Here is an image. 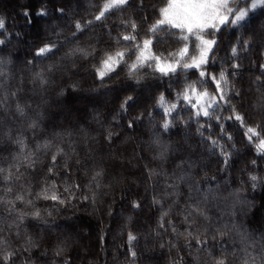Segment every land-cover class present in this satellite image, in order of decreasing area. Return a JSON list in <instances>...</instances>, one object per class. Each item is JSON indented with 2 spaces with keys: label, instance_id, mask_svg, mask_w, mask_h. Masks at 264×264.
Returning a JSON list of instances; mask_svg holds the SVG:
<instances>
[{
  "label": "snow or ice",
  "instance_id": "1",
  "mask_svg": "<svg viewBox=\"0 0 264 264\" xmlns=\"http://www.w3.org/2000/svg\"><path fill=\"white\" fill-rule=\"evenodd\" d=\"M157 2L163 4L164 0ZM91 6L98 11L90 19H76L70 36L61 38V33H56L55 39L46 38L42 46L36 48L25 69L31 73V89L23 87L22 75L19 86H10L16 79L15 65L2 49L11 42L12 34L7 33L6 20L0 16V264H49L50 256V264H73L72 257L66 253L74 235L69 225L57 224L55 216L73 209L80 211L82 205H88L93 212L99 211L103 205L102 196L108 195L103 190L113 187L112 183H104L109 172L114 173L117 168L129 169V166L135 169L139 165L137 157L143 159V148L138 146L131 157H126L118 142L120 145L131 142L145 118L152 126V132L147 141L139 143L155 150L152 159L158 161L160 167L145 164L139 177L132 175V183L138 180L144 183V196L140 197L137 183L134 194L137 198L129 202L130 211L133 214L143 212L144 202L151 193L149 211L155 209L159 215L157 227L150 229L148 235L154 233L163 241L171 231L167 243H159L160 249L168 248L170 264H201L205 254L208 260L203 264H230L229 256L233 257L231 264H264V234L257 236L250 232L240 220L241 216L247 215L250 202L236 194L228 197L213 195L211 187L203 191L202 182L194 180L193 170L200 165L192 158L199 147L201 155L206 152L209 159L215 157L218 163L222 159L220 171H228L238 151L228 129L238 123L244 129L248 144L256 147L248 183L253 191L264 187V177L257 174L259 159H264V63L252 61L253 71L260 70L255 80L250 81L256 85L258 93V102L252 107L260 119L254 126L249 123L246 111L241 110L244 89L236 87L243 74L239 61L244 57L240 53L246 55L253 50L264 56V36L258 37L250 27L257 10L264 11V0H167V6L159 8L155 3L149 7L148 0H103L101 5L92 3ZM65 11L64 7L56 9L61 17ZM149 11L153 15L158 12L159 16L145 31ZM128 12L132 15L125 16ZM116 13L121 14L122 30L113 35L114 28L106 22ZM139 13H144L142 19ZM24 15L31 23L30 13L26 10ZM36 16L47 18L46 6L37 11ZM97 28L99 35H95ZM90 30L93 35L88 37L89 44H79L80 37ZM225 31L234 33L236 39L230 45L231 56L218 57L220 35ZM260 31L264 32V28ZM245 32L251 33L247 39ZM105 35L109 37L108 41L104 40ZM257 42L259 48L255 47ZM173 44L181 46L169 50ZM68 45L75 46L58 56ZM102 45L105 46L101 48ZM165 45L168 48H164ZM79 58L93 62L99 59L98 65L92 64L97 82L92 86L94 103L96 97L106 93L117 94L128 89L131 93L124 96L119 109L110 113L111 122L107 116L101 119L99 110L94 107L93 119L97 128L89 130L81 126L78 131L75 128L57 131L58 126L53 125L49 135L45 122H50L52 116L43 107L48 104L45 94L55 82V74L67 71L65 61L76 68L73 75L80 71L77 68ZM46 61L51 62L46 64ZM217 62L220 64L218 73L213 71ZM125 68L131 83L110 86L108 82ZM164 84H167L166 88H162ZM68 87L73 91L80 90L78 81H72ZM156 89L162 90L155 94V107L128 119L125 127L123 118L128 116L129 109L140 103L144 93L152 98ZM25 92L39 95L40 105L33 108ZM66 92L67 88L61 85L56 95L63 97ZM173 92L175 98L170 100L168 97ZM161 109L162 122L157 123L155 114ZM178 122L184 126L183 140L191 150L186 157L177 155L184 153L182 145L171 142L170 137L168 140L163 138L177 127ZM192 124L197 125L198 145L188 143ZM216 128H219L218 133ZM32 141L36 143L33 145ZM81 151L85 153L83 158ZM173 157L179 163L170 174L163 165ZM81 170L88 177L83 184L74 178ZM201 170L205 171L203 183L216 182V176L209 177L206 167ZM130 192L131 189H127L122 193L121 200H126ZM221 199L228 211L214 218L209 215L210 203ZM40 201L45 203L40 204ZM107 215L114 216L111 205ZM71 218L68 216L69 220ZM176 218L184 226L182 231L177 227ZM134 219H137L135 215L127 216L124 228H129ZM62 229H67V235ZM50 231L60 235L54 246L49 243L42 249L41 243ZM123 231L122 228L121 235ZM105 235L102 232L100 236L102 245ZM173 237H183V243L173 242ZM229 240L230 247L227 246ZM126 245L123 253L126 264H144L139 237L131 229L127 231Z\"/></svg>",
  "mask_w": 264,
  "mask_h": 264
},
{
  "label": "trees",
  "instance_id": "2",
  "mask_svg": "<svg viewBox=\"0 0 264 264\" xmlns=\"http://www.w3.org/2000/svg\"><path fill=\"white\" fill-rule=\"evenodd\" d=\"M92 3L99 6L103 3V0H0V16H3L6 20L7 33L12 34L11 42L6 44L2 49L4 55L11 56L15 65L16 79L11 82V87L15 88L19 86V78L21 75L24 77L23 87L25 89H31L33 87L30 83L31 73L25 71V69L27 67V61L33 58L36 48L42 46L46 38L55 39L56 33H61V38L70 36L71 31L74 30L76 19H90L91 15L98 11V8H92ZM154 3L157 8L167 6V0H164L163 4L158 3L157 0H148L149 7ZM45 6L49 12V16L47 18L37 17V11ZM60 7H64L66 10L62 17L56 12V9ZM26 10L30 13L31 23H29L28 17H25L24 15ZM124 15L131 16L132 13L128 12ZM138 15L140 19H142L144 13H139ZM120 16V13H116L106 22L109 26L114 28L113 35L120 34L122 30ZM158 16V12L153 15L152 12L149 11V21L144 24L145 31L148 24L155 22ZM73 17L74 19H72ZM262 22H264V11L257 10L255 13V19L251 22L250 27L257 32L258 37L264 36V32L260 31L264 28V26H261ZM173 31L179 32V30ZM104 32H107L106 28L104 29ZM17 33L19 36L16 35ZM90 35H93L91 30L81 36L78 43L81 45H88L90 42L88 37ZM95 35H99V28H97ZM249 35H251L250 32H245L244 38L247 39ZM108 39L109 37L105 35L104 40L108 41ZM235 39V34L228 31H225L220 35L221 44L217 50L218 57H224L225 55L229 57L231 56L230 45L235 42ZM74 46L75 45H68L61 49L58 56L63 55L69 48ZM104 46L105 45H102L101 48ZM180 46L181 45L173 44L169 50H174ZM115 47L116 46L113 42V49H115ZM255 47H260L258 42ZM164 48H168V46L165 45ZM240 55L244 57V59L239 61L243 67V74L239 78L240 82L236 83V87H242L244 89L241 102L243 107L241 110L246 111L249 123L254 126L260 119L258 112L252 107L253 104L258 102V93L256 85L250 83V81L255 80L256 75L260 70L259 68H256L253 71L252 61L255 60L257 64L264 63V56H260L258 51L253 50H250L246 55L241 52ZM134 58L135 57L133 56V59ZM50 62L51 61H46L45 63L47 64ZM65 63L68 64L67 71H60L55 74V82L45 94L48 98V104L43 107H46L47 112L52 116L50 122H45L48 125L47 133L50 135L53 132V125L58 126L56 128L57 131L68 128H75L78 131L81 126H85L89 130L97 128L96 121L93 119L94 107L99 110L101 119L107 116L108 122H111L112 116L110 113H114L115 110L119 109L121 100L125 95L131 93V89L121 91L117 94L106 93L98 96L94 103L92 86L97 82L95 80V73L92 71V64L95 63L98 65L99 59L94 62L90 59H77V68H79L80 71L75 75H73V73L76 72V68H73L69 61H65ZM230 63L231 60H229V64ZM225 66L227 67V65ZM37 70H39V68H37ZM219 70L220 64L217 62L213 71L218 73ZM126 71V68L120 70L119 75L113 76L108 82L109 85L117 87L126 83H131L127 80ZM192 79H195V77H192ZM72 81L79 82V91H73L68 87ZM61 85H64L67 88V92L63 97H58L56 93ZM166 87L167 84L162 86V88ZM177 87L179 88L180 86L177 85ZM160 90L162 89L154 90L152 98H149L145 93L142 95L140 103L129 109L128 116L123 118L125 127L128 119L136 116L141 111L147 112L155 107V94H158ZM101 91H103V89H101ZM169 91L172 90L170 89ZM24 95L28 98L29 102L32 103L33 108L40 105L41 98L39 95L32 96L31 92H25ZM168 98L174 100L175 93L173 92ZM78 101L84 102L82 108L77 109L73 107ZM62 106H64V108H62ZM162 111L163 110L161 109L155 114V121L157 123L162 122ZM228 114L229 113H225V115ZM183 127L184 126L178 122L177 127L172 129L171 132L163 138L168 140L170 137L171 142L182 145L185 151L182 154L177 153V155H183L186 157L191 150L187 148V143L183 140ZM196 127L197 125L195 124L191 125V135L188 143L198 145L199 141L196 137ZM215 131L218 133L219 128H216ZM228 131L234 136L236 147L238 149L232 158L231 167L228 171L221 172L220 168L222 166V159L219 163L215 157L209 159L207 153L204 152L203 155H201L202 150L197 147V151L192 158L198 161L200 166L193 170L194 180L202 182L203 191H207L209 187H211L214 190L213 195L228 197L230 194H236L241 197H246L250 202L248 205V212L246 216H241L240 220L247 226L250 232L259 236L264 234V187H258L253 191L251 189V184L248 183L249 172L252 171L251 160L256 158V147L248 144L247 140L244 138V129L240 128L238 123L233 127H229ZM151 132L152 126L149 124L148 119L145 118L143 123L137 128L131 142L123 145H120L118 142L121 153L126 157H131L134 154V149H137L138 146L143 148V151L141 152L143 159L137 157V159H139V165L135 169H131V166H129L130 171L129 169L117 168L114 173L109 172L105 177L104 183H112L113 187L112 189L103 190L107 192L108 195L102 196L103 205L100 207L99 211L93 212L88 205H82L80 211L73 209L71 212H64L63 214L55 216L56 223L60 225H69L74 235L71 247L66 253V255L72 257L73 264H89V262H91V264H126L124 262L125 256L123 253L127 246V231L130 229L135 231L138 235L142 248L144 244L153 246L158 251V255H162L167 264H170L168 248L165 247L164 249H160L159 243H167L169 236L172 235L171 231H169L168 236L164 237L163 241L156 237L154 233L150 236L148 235L150 229L157 227L156 219L159 215L155 209L149 211L151 193L148 194V197L144 202L143 212H136L133 214L130 211L129 202L132 199L137 198L134 195L137 192V183L139 184L140 197L144 196V183L140 180H138L137 183H132V175L135 174L136 177H139L145 164L160 167L159 162L152 159L155 150L149 148L146 144L139 143L141 141H147ZM27 135L30 137L31 133L29 132ZM262 135H264V133H262ZM41 139H43V137H41ZM32 143L34 145L36 141H32ZM256 144H259V140L256 141ZM81 148H83V142H81ZM7 154L8 153H4V155ZM84 155V151H81V158H83ZM177 163H179V160L173 157L167 164L163 165V167L171 174L172 170L176 168ZM202 167H206L209 177L212 175L216 176V182L210 181L208 183H203L205 171L201 170ZM121 172H123V176H120ZM257 174L264 177V159H259ZM114 176L116 177L115 180L113 179ZM125 177L127 179H125ZM74 178L82 184L86 183L88 179V177L83 175V170H81V173ZM61 179H63V177H61ZM127 189H131V192L127 195L126 200H121L122 193ZM187 191L188 190L185 187L184 192L187 193ZM39 203L44 204L45 202L40 201ZM217 203L220 204L219 207H217ZM109 205L112 206L114 212L113 217L107 215ZM84 208H88V211H84ZM225 211H228V209L223 206L222 199L220 201L213 200L210 203L209 215L212 217L218 218L222 216ZM129 215H135L137 219L133 220L129 228H124V225L127 222L126 218ZM68 216H71L72 218L69 220ZM173 216H175V213H173ZM225 219H227V217H225ZM175 222L177 227L182 231L184 226L180 224V219L176 218ZM122 228L124 229L123 235H121ZM61 231L67 235V229H62ZM102 232L106 234L105 243L103 245L100 241ZM140 233H142V235H140ZM59 235L60 233H54L51 231L45 235L44 240L41 243L42 249L48 247L49 243L54 246ZM146 236H148L147 239H145ZM61 238L63 237L61 236ZM20 242L22 243L23 241ZM173 242L182 244L183 237H173ZM227 246H231L230 240ZM183 254L186 255V252ZM37 255H39V253H37ZM52 255H54V253H52ZM172 255H176L175 249L172 250ZM232 259L233 257H228L230 264ZM206 260H208V257L205 254L202 257L201 264ZM50 261L51 256L49 257V264Z\"/></svg>",
  "mask_w": 264,
  "mask_h": 264
},
{
  "label": "rangeland",
  "instance_id": "3",
  "mask_svg": "<svg viewBox=\"0 0 264 264\" xmlns=\"http://www.w3.org/2000/svg\"><path fill=\"white\" fill-rule=\"evenodd\" d=\"M261 26L262 27L264 26V22L261 23ZM145 94L148 95V93ZM83 106H84V102L78 101L73 107L79 109L82 108ZM62 108H64V106H62ZM140 235H142V233H140ZM139 247L144 254V264H167L165 258L162 255H158V251L153 246L144 244L142 248V244H140L139 242ZM124 262L126 263V260H124Z\"/></svg>",
  "mask_w": 264,
  "mask_h": 264
}]
</instances>
